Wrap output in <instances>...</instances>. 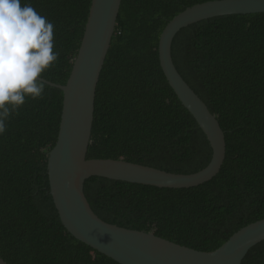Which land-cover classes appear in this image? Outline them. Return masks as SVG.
<instances>
[{"label":"trees","instance_id":"trees-1","mask_svg":"<svg viewBox=\"0 0 264 264\" xmlns=\"http://www.w3.org/2000/svg\"><path fill=\"white\" fill-rule=\"evenodd\" d=\"M210 0H121L95 94L86 158L120 159L176 173L200 170L211 147L178 100L159 64V37L185 8ZM54 24L55 66L42 78L64 84L91 0H22ZM180 74L225 134L222 167L189 188L92 176L84 183L103 220L197 250L212 251L264 218V12L200 20L172 43ZM46 84V83H45ZM62 90L46 84L27 98L0 135V256L8 264H119L63 226L48 193V151L55 145ZM241 264H264V241Z\"/></svg>","mask_w":264,"mask_h":264},{"label":"water","instance_id":"water-1","mask_svg":"<svg viewBox=\"0 0 264 264\" xmlns=\"http://www.w3.org/2000/svg\"><path fill=\"white\" fill-rule=\"evenodd\" d=\"M121 0H91L84 33L64 84L42 77L62 90L63 103L55 145L48 151V193L66 231L119 264H241L249 250L264 241V218L234 232L212 251L197 250L155 235L109 223L91 209L84 183L92 176L151 185L189 188L211 180L222 167L225 134L217 117L178 71L172 58L176 34L200 20L264 12V0H210L185 8L160 34L159 64L180 103L194 117L211 147L209 162L198 171L176 173L111 158H86L91 141L95 94L114 35ZM0 264H8L0 256Z\"/></svg>","mask_w":264,"mask_h":264},{"label":"clouds","instance_id":"clouds-1","mask_svg":"<svg viewBox=\"0 0 264 264\" xmlns=\"http://www.w3.org/2000/svg\"><path fill=\"white\" fill-rule=\"evenodd\" d=\"M54 24L22 0H0V135L27 98L45 91L43 73L54 67Z\"/></svg>","mask_w":264,"mask_h":264}]
</instances>
